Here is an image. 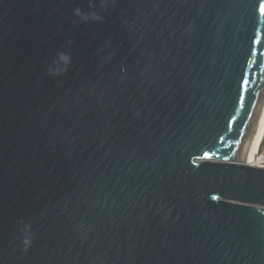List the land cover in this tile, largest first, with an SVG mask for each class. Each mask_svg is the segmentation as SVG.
<instances>
[{"label": "water", "instance_id": "1", "mask_svg": "<svg viewBox=\"0 0 264 264\" xmlns=\"http://www.w3.org/2000/svg\"><path fill=\"white\" fill-rule=\"evenodd\" d=\"M262 4L0 0V264H264Z\"/></svg>", "mask_w": 264, "mask_h": 264}, {"label": "bare ground", "instance_id": "2", "mask_svg": "<svg viewBox=\"0 0 264 264\" xmlns=\"http://www.w3.org/2000/svg\"><path fill=\"white\" fill-rule=\"evenodd\" d=\"M258 126L255 134L252 136L248 149L243 158V162L250 166H256V162L260 161L262 157L258 155L259 145L264 134V102L261 108Z\"/></svg>", "mask_w": 264, "mask_h": 264}, {"label": "rangeland", "instance_id": "3", "mask_svg": "<svg viewBox=\"0 0 264 264\" xmlns=\"http://www.w3.org/2000/svg\"><path fill=\"white\" fill-rule=\"evenodd\" d=\"M258 155H259L260 157H262V158H261L260 161H257V162H256V166L264 167V154H263V153H260V152H259V149H258Z\"/></svg>", "mask_w": 264, "mask_h": 264}, {"label": "trees", "instance_id": "4", "mask_svg": "<svg viewBox=\"0 0 264 264\" xmlns=\"http://www.w3.org/2000/svg\"><path fill=\"white\" fill-rule=\"evenodd\" d=\"M259 152L264 154V134L259 145Z\"/></svg>", "mask_w": 264, "mask_h": 264}, {"label": "snow or ice", "instance_id": "5", "mask_svg": "<svg viewBox=\"0 0 264 264\" xmlns=\"http://www.w3.org/2000/svg\"><path fill=\"white\" fill-rule=\"evenodd\" d=\"M260 10H261V12H264V4L261 5Z\"/></svg>", "mask_w": 264, "mask_h": 264}]
</instances>
